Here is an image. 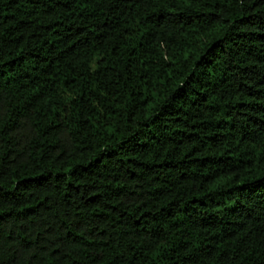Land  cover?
I'll return each instance as SVG.
<instances>
[{
    "label": "trees",
    "instance_id": "obj_1",
    "mask_svg": "<svg viewBox=\"0 0 264 264\" xmlns=\"http://www.w3.org/2000/svg\"><path fill=\"white\" fill-rule=\"evenodd\" d=\"M0 264H264V0H0Z\"/></svg>",
    "mask_w": 264,
    "mask_h": 264
}]
</instances>
